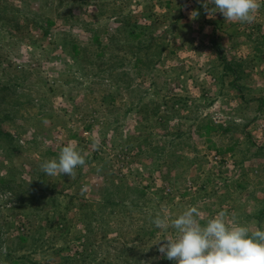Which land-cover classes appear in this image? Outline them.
Wrapping results in <instances>:
<instances>
[{
  "label": "rangeland",
  "instance_id": "374dc122",
  "mask_svg": "<svg viewBox=\"0 0 264 264\" xmlns=\"http://www.w3.org/2000/svg\"><path fill=\"white\" fill-rule=\"evenodd\" d=\"M255 15L0 0V264H174L155 245L174 235L152 223L164 209L264 229V5ZM68 142L86 164L46 176Z\"/></svg>",
  "mask_w": 264,
  "mask_h": 264
},
{
  "label": "clouds",
  "instance_id": "9594fccd",
  "mask_svg": "<svg viewBox=\"0 0 264 264\" xmlns=\"http://www.w3.org/2000/svg\"><path fill=\"white\" fill-rule=\"evenodd\" d=\"M205 14L215 18L221 14L225 22L252 24L264 0H198ZM198 10L190 13L195 20ZM92 147L98 149L100 138L93 136ZM86 153L73 142L63 144L58 156L43 161L40 170L48 177L67 175L74 178L76 169L86 164ZM200 211L190 206L177 215H170L167 209L158 212L152 223L174 235L167 236L155 245L157 250L174 264H264V229L251 228L241 223L233 214L221 210L215 216L200 221Z\"/></svg>",
  "mask_w": 264,
  "mask_h": 264
}]
</instances>
